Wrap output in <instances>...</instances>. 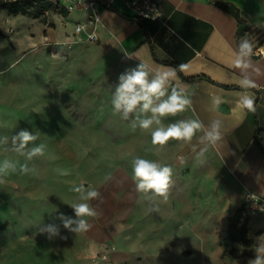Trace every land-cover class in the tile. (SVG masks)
Masks as SVG:
<instances>
[{
	"label": "crops",
	"instance_id": "obj_1",
	"mask_svg": "<svg viewBox=\"0 0 264 264\" xmlns=\"http://www.w3.org/2000/svg\"><path fill=\"white\" fill-rule=\"evenodd\" d=\"M132 1L98 0L101 17L94 44L83 43L92 31L86 11L68 12L63 6L52 17L53 27H32L37 36L25 42L45 48L94 46L106 57L104 71L108 61L118 57L116 71L109 66L117 73L113 86L121 73L139 63L148 66L150 78L175 71L169 90L183 89L191 103L164 118V125L199 119L207 128L212 120H220L221 140L215 145L202 142L203 132H198L190 142L169 140L160 146L152 144L149 131L133 128L113 150L118 155L103 160L106 170L100 181L84 182L86 189L100 193L90 201L97 215L87 218V232L72 233L57 217H74L70 204L78 202L73 190L80 187L78 160L70 161L75 169L70 180H49L45 157L28 160L12 150V137L28 130L39 137L33 147L43 144L45 151L46 117L31 118L0 104V163L7 160L16 166L0 173V264H248L264 244V212L238 224L246 231L245 244L229 238L245 193L264 198V58L253 53L245 71L233 66L242 37L252 42L253 52L264 44V0H153L160 6V19L141 24L129 19L136 16ZM21 19L23 29L30 26L28 18ZM80 24L85 31L76 34ZM245 75L256 87L239 86ZM245 92L254 98V112L236 108ZM217 98L219 104L214 103ZM70 151L78 152V145L71 144ZM136 157L171 167L166 200L136 190ZM25 164L28 170L21 171ZM98 165L87 163L91 169ZM47 223L59 225L66 239L49 240L40 234ZM104 244L115 250L108 261L96 263L95 252Z\"/></svg>",
	"mask_w": 264,
	"mask_h": 264
},
{
	"label": "rangeland",
	"instance_id": "obj_2",
	"mask_svg": "<svg viewBox=\"0 0 264 264\" xmlns=\"http://www.w3.org/2000/svg\"><path fill=\"white\" fill-rule=\"evenodd\" d=\"M46 1L54 7L37 18L0 10V104L31 114V118L46 117V149L41 157L46 158L49 180H70L75 171L70 161L78 160L80 186L90 178L97 183L106 170L103 160L115 158L121 136L134 128L132 119H121L111 103L118 57L108 61L104 71L106 57L94 46L28 45L27 38L37 36L32 27H53L52 17L60 10L52 0ZM22 17L31 23L26 29ZM110 65L115 71H109ZM71 144L78 145L79 151H70ZM88 162L99 165L91 169ZM110 247L99 246L96 263H103L99 258Z\"/></svg>",
	"mask_w": 264,
	"mask_h": 264
},
{
	"label": "clouds",
	"instance_id": "obj_3",
	"mask_svg": "<svg viewBox=\"0 0 264 264\" xmlns=\"http://www.w3.org/2000/svg\"><path fill=\"white\" fill-rule=\"evenodd\" d=\"M253 44L245 35L241 38L238 51L234 54L233 66L245 71L250 67V57L253 54ZM183 68L184 65H180ZM175 76V71L156 72L150 78V70L144 63H139L136 67L126 69L118 77V84L112 97V106L115 113L121 114L122 118L128 120L132 118V126L141 130L149 131L153 145L163 146L169 140L190 142L198 132H203L202 142L207 141L215 145L221 140L222 122L212 120L205 128L199 119L178 120L164 125L163 119L168 116H175L183 112L190 105L191 101L183 89L175 87L169 90V83ZM242 89L256 87L255 83L246 75L239 80ZM214 103L219 104L217 98ZM236 108L248 112L255 111L254 98L247 94H241L236 102ZM38 134L21 130L12 137V145L15 152L26 159L43 155L44 145H35L28 149L30 143L38 140ZM15 164L5 160L0 163V173L8 169L15 170ZM21 171H27V165H22ZM172 169L162 165L157 161L136 157L132 160V179L136 183L138 192L148 194L151 192L155 196L167 199L168 189L171 183ZM77 192L78 202L70 204L73 209V216L60 214L63 228L72 233L87 232L91 224L87 218L96 217L97 212L91 206L90 201L100 197L99 191L94 188H85L83 185L73 189ZM151 199V197H149ZM154 210L152 208L149 209ZM40 234H45L49 240L54 238L66 239L61 236L60 226L55 223H47L39 228ZM248 264H264V244L259 245L255 250V257L248 261Z\"/></svg>",
	"mask_w": 264,
	"mask_h": 264
},
{
	"label": "built area",
	"instance_id": "obj_4",
	"mask_svg": "<svg viewBox=\"0 0 264 264\" xmlns=\"http://www.w3.org/2000/svg\"><path fill=\"white\" fill-rule=\"evenodd\" d=\"M55 5L63 6L68 12L75 9H82L87 13L88 24L92 31L86 35L83 43L94 44L97 42L95 27L100 22L101 9L98 0H52ZM130 8L134 11L136 17L141 20L158 21L161 16L160 6L153 0H135L130 3ZM85 31V25H77L75 33L80 34ZM68 44H71L70 42ZM255 56L264 58V44L258 47L254 52ZM264 212V198L250 191L245 193L243 204L236 215L238 224H242L247 218ZM115 249L110 247L101 256L100 260L108 261L109 255Z\"/></svg>",
	"mask_w": 264,
	"mask_h": 264
},
{
	"label": "trees",
	"instance_id": "obj_5",
	"mask_svg": "<svg viewBox=\"0 0 264 264\" xmlns=\"http://www.w3.org/2000/svg\"><path fill=\"white\" fill-rule=\"evenodd\" d=\"M58 7V5H55ZM54 6L52 3L47 2L46 0H0V10L6 11L8 14L16 15H25L28 17L37 18L42 15L45 10L52 9ZM125 18H128L124 16ZM130 20H133L141 24V19L138 17H129ZM185 81H191L192 79L183 78ZM245 235L246 231L243 227L238 228L237 219H233L229 226V238L232 241L239 240L245 244Z\"/></svg>",
	"mask_w": 264,
	"mask_h": 264
}]
</instances>
